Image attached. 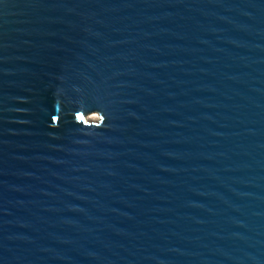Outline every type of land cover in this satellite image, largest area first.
I'll list each match as a JSON object with an SVG mask.
<instances>
[{"label":"water","instance_id":"1","mask_svg":"<svg viewBox=\"0 0 264 264\" xmlns=\"http://www.w3.org/2000/svg\"><path fill=\"white\" fill-rule=\"evenodd\" d=\"M0 264H264V0H0Z\"/></svg>","mask_w":264,"mask_h":264},{"label":"bare ground","instance_id":"2","mask_svg":"<svg viewBox=\"0 0 264 264\" xmlns=\"http://www.w3.org/2000/svg\"><path fill=\"white\" fill-rule=\"evenodd\" d=\"M96 116V114H92V115H90V117H95Z\"/></svg>","mask_w":264,"mask_h":264}]
</instances>
